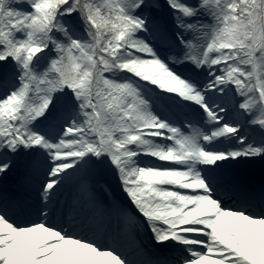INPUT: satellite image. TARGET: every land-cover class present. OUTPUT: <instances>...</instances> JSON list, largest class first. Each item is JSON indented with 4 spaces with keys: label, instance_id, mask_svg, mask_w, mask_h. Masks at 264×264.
<instances>
[{
    "label": "snow or ice",
    "instance_id": "1",
    "mask_svg": "<svg viewBox=\"0 0 264 264\" xmlns=\"http://www.w3.org/2000/svg\"><path fill=\"white\" fill-rule=\"evenodd\" d=\"M0 264H264V0H0Z\"/></svg>",
    "mask_w": 264,
    "mask_h": 264
},
{
    "label": "rangeland",
    "instance_id": "2",
    "mask_svg": "<svg viewBox=\"0 0 264 264\" xmlns=\"http://www.w3.org/2000/svg\"><path fill=\"white\" fill-rule=\"evenodd\" d=\"M254 176H255V178H258V176H259V173L257 172V173H255L254 174Z\"/></svg>",
    "mask_w": 264,
    "mask_h": 264
}]
</instances>
